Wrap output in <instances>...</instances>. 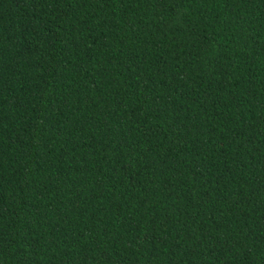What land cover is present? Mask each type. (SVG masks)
<instances>
[{"label": "trees", "instance_id": "trees-1", "mask_svg": "<svg viewBox=\"0 0 264 264\" xmlns=\"http://www.w3.org/2000/svg\"><path fill=\"white\" fill-rule=\"evenodd\" d=\"M0 264H264V0H0Z\"/></svg>", "mask_w": 264, "mask_h": 264}]
</instances>
